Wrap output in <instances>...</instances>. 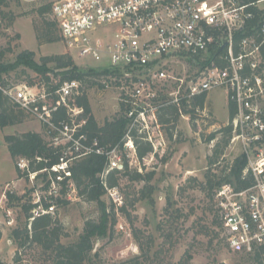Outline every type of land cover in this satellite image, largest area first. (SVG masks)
<instances>
[{"label":"built area","instance_id":"obj_1","mask_svg":"<svg viewBox=\"0 0 264 264\" xmlns=\"http://www.w3.org/2000/svg\"><path fill=\"white\" fill-rule=\"evenodd\" d=\"M52 15L67 49L82 67L112 68V73L98 78L100 84L127 89L121 103L130 122L123 138L128 151L136 149L134 128L152 140L149 130L163 107L214 90L225 92L233 114L226 123H215V130L230 127L234 159L245 158L243 179L250 174L251 180L241 189L227 181L216 188L221 239L230 251L264 264V0H57ZM91 60L99 64L91 65ZM33 90L24 85L4 91L37 115L61 154L56 163L39 171H31L26 158L17 162L22 173L27 172L32 190L35 206L30 221L56 212L51 197H58L64 182L68 194L76 191L71 167L77 158L92 152L107 155L104 175L122 170L125 161L117 147H99L82 131L86 118L84 107L77 104L84 94L80 80H64L50 93L66 107L67 121L55 122L58 104L48 102L47 91L40 96ZM41 102L44 107L37 110L35 105ZM199 112L204 119L212 116L207 107ZM43 173L46 180L45 175L39 177ZM13 192L6 187L3 199ZM108 193L115 204H123L118 188H109ZM10 209L6 208L7 215ZM13 221L8 219V224Z\"/></svg>","mask_w":264,"mask_h":264},{"label":"rangeland","instance_id":"obj_2","mask_svg":"<svg viewBox=\"0 0 264 264\" xmlns=\"http://www.w3.org/2000/svg\"><path fill=\"white\" fill-rule=\"evenodd\" d=\"M55 1L7 0L6 5L0 6V49H6L1 63L5 66L16 63L25 50L34 51V59L40 64L43 56L71 54L62 38L44 44L37 39L36 26L41 25L44 17L54 20L52 11L42 16L38 9ZM56 34L61 37L58 26ZM75 63L82 67L78 60ZM90 64L97 66L99 63L91 60ZM186 67L192 70L194 65L186 64ZM47 68L53 77L52 70L56 64L50 63ZM37 75L35 70L23 63L8 69L2 77L9 86L23 87L28 86L29 79ZM99 83L88 87L87 93L95 118L103 124L106 119L125 113L121 98L127 89H122L123 85L122 88H103ZM37 85L33 87V92L41 96L46 88L43 84ZM206 106L212 115L209 120L201 117V113L192 124L182 112L178 122L183 132L181 140L172 139L166 131L151 127L152 140L148 141L153 143L154 152L143 159L137 155L136 143V149L129 151L120 145L114 146L119 154L124 155L130 169L143 173L144 180L121 176L120 184L115 188L123 197L122 205L113 202L108 190L103 196L108 206L114 204L117 222L113 225L111 221L107 234L95 239L91 253L93 264H259L251 256L230 251L221 239L216 189L211 192L205 187V174L208 169L219 173L228 161L234 159L235 151L232 152L230 146V135L208 137L218 127L215 121L224 124L229 120L225 92L211 91L206 96ZM29 112L30 116L21 123L4 128L0 125L1 264H52V252L37 243L28 242L20 246V239L14 234L15 230L25 226L27 219L22 206L31 199L32 192L29 179L17 173L20 158L17 161L12 159L5 135L35 131L44 133L50 140L43 130V122ZM209 159H214V163L210 164ZM152 171L154 174L148 180ZM6 181L8 183L4 184ZM43 182L40 180L39 184ZM8 186L16 197L12 202L3 199ZM74 186L76 191L64 193V202H56V212L52 214L63 229L60 240L64 244L77 240L86 220L98 219L101 213L98 204L80 195L75 182ZM8 205L12 213L7 215ZM121 206L126 207V213L120 211ZM10 218L14 219L12 225L8 224ZM28 227L31 229V221ZM136 256L139 258L136 259Z\"/></svg>","mask_w":264,"mask_h":264},{"label":"trees","instance_id":"obj_3","mask_svg":"<svg viewBox=\"0 0 264 264\" xmlns=\"http://www.w3.org/2000/svg\"><path fill=\"white\" fill-rule=\"evenodd\" d=\"M244 2H253L256 0H242ZM7 4V0H0V6ZM52 3H45L41 5L38 12L42 16L52 11ZM57 22L52 19L44 17L41 25L36 26L37 39L41 44L55 42L61 37L56 34ZM6 49H0V60L5 56ZM35 52L25 50L22 52L16 63L5 66L0 62V125L2 128L21 123L26 120V117L30 116V112L23 109L18 102L5 93V89L12 86L7 85L2 74L8 69L18 67L20 64L25 63L37 72V76L30 78L28 86L34 87L37 84H43L47 93L55 91L64 80L78 79L84 86V94L77 100L78 106H83L85 109L86 124L82 131L88 136L90 142L97 141L99 147H107L112 149L116 145L123 147L124 136L129 127V118L126 116V108L123 103L122 109L125 113L119 114L112 119H106L103 124L99 123L95 118L93 110L90 105L87 89L90 86L97 84L98 78L103 74L112 73L114 70L108 67H78L75 63L73 56L69 53L56 54L43 56L41 64L35 61ZM55 63L56 68L53 69L54 76L50 74L47 67L48 64ZM61 70L56 72L55 70ZM100 84V83H99ZM100 87L104 86L100 84ZM207 94H202L194 97L189 102H183L180 104H169L160 109L152 121L151 127H155L158 131H166L170 138H178L181 140L183 132L179 129L178 122L182 112L189 115V120L192 123L195 117H198L200 110H203L206 106ZM48 102L58 104V110L53 112V120L67 121L69 115L67 109L62 104L59 105L58 98L55 95L50 94L48 96ZM229 106H231L229 104ZM44 103H38L35 105L37 110H42ZM199 109V110H198ZM211 114V111H209ZM198 113V114H197ZM233 110H230L229 116L232 117ZM209 120V119H208ZM215 123H218L215 121ZM214 123V124H215ZM193 124V123H192ZM219 124H223L219 122ZM194 127V125H193ZM43 130L46 135L50 137L46 131V125L43 124ZM230 135L229 126H221L218 130H215L208 137L215 138L217 134ZM134 142L137 145V155L139 159H143L148 153L154 152V145L151 141L146 139V136L139 133L138 129H132L131 132ZM5 141L7 143L10 155L13 160L18 158H26L29 160V168L31 171H39L50 165L56 163L61 154V148L52 144L51 139L48 140L44 133L27 131L24 133H14L5 135ZM105 146V147H104ZM158 153V152H157ZM209 163L213 164L214 159H209ZM109 164L107 155L96 152L89 153L87 155L77 158L71 167L72 178L76 183L80 195H82L88 201H95L100 208V216L98 219L89 218L85 222L83 231L79 234L77 240L64 244L61 242L60 237L62 235V227L59 226L58 220L51 214H44L35 217L31 220V229L28 227V222L32 216L31 210L35 206L32 202V197L23 203V213L26 216V222L23 229H17L14 231L15 236L20 239V246L25 245L28 242L40 244L45 250L53 253L51 256L52 264H93L91 253L94 250L95 239L98 236L106 235L108 232V225L112 221L115 225L117 222L116 213L114 212V204L107 205V202L103 199V196L107 194L109 188H115L119 186L121 176H128L131 180H144L143 173L138 170L130 169L127 160L124 161V168L122 170L113 169L106 175L103 174L104 170ZM246 160L243 157H237L233 161H228L226 165L219 171V173H213L208 169L205 174V187L209 191H214L224 181L235 184L238 188L247 187L251 180L250 174H247V179H243V170L246 168ZM17 173L21 174L22 171L16 167ZM27 172L21 175L26 176ZM154 171L148 175V180H151ZM47 174L43 173L40 176ZM47 186V185H46ZM32 192V190L30 189ZM67 193L66 182L63 183V188L57 198L51 197L53 201L62 203L64 202L63 195ZM16 198L13 193H9L8 201ZM10 204V203H9ZM44 204H47L45 202ZM7 207H10L9 205ZM109 207L112 209L109 210ZM120 211L126 213L125 206L119 207ZM2 232L0 231V240ZM136 259L139 256L135 257ZM1 264V263H0ZM225 264V263H222Z\"/></svg>","mask_w":264,"mask_h":264},{"label":"crops","instance_id":"obj_4","mask_svg":"<svg viewBox=\"0 0 264 264\" xmlns=\"http://www.w3.org/2000/svg\"><path fill=\"white\" fill-rule=\"evenodd\" d=\"M6 183H8V181H6L4 184H6ZM4 184H3V185H4Z\"/></svg>","mask_w":264,"mask_h":264}]
</instances>
